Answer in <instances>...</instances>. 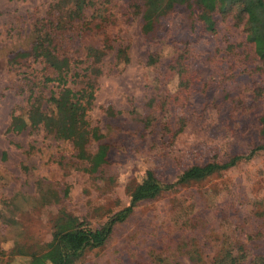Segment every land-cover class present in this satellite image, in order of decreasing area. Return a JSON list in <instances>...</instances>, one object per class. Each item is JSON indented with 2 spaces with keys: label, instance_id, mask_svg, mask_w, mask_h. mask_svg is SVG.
I'll use <instances>...</instances> for the list:
<instances>
[{
  "label": "rangeland",
  "instance_id": "rangeland-1",
  "mask_svg": "<svg viewBox=\"0 0 264 264\" xmlns=\"http://www.w3.org/2000/svg\"><path fill=\"white\" fill-rule=\"evenodd\" d=\"M76 1L0 0V264H45L31 260L57 227L76 218L100 228L128 208L147 171L173 183L191 166L264 144V74L239 8L215 12L209 33L187 0L144 35L143 0H83V18L72 20ZM47 22L64 57L84 61L87 46L107 53L87 113L102 135L88 152L108 146L93 174L70 142L7 132L27 109L28 81L44 75L40 60L22 54L34 25ZM225 251L264 264V152L139 202L77 264H212Z\"/></svg>",
  "mask_w": 264,
  "mask_h": 264
},
{
  "label": "trees",
  "instance_id": "trees-1",
  "mask_svg": "<svg viewBox=\"0 0 264 264\" xmlns=\"http://www.w3.org/2000/svg\"><path fill=\"white\" fill-rule=\"evenodd\" d=\"M194 2L201 11L199 19L209 33L215 32V12L224 14L235 7L239 8L238 12L246 17L245 41L253 46L254 55L259 62L255 70L264 74V0ZM186 3L187 0H143V34H152L163 16L176 5ZM75 6L70 18L81 20L84 15V1H76ZM47 23L34 25L31 48L29 52L22 54L24 57L40 60L44 65V75L28 81L27 109L11 116L7 132L17 134L43 130L56 140L70 142L76 152V158L87 164L85 171L93 174L106 163L108 146L100 143L94 154L88 152L89 143L99 142L102 135L97 128L90 127L87 113L94 103L96 82L102 73L101 63L107 53L104 48L87 46L84 49V61L64 57L55 44V33L51 28L53 25ZM261 126V132L264 134V119L261 120ZM259 152H264V144L254 147L248 154L233 156L222 164L208 162L191 166L184 170L175 182L168 184L160 182L151 171H147L138 190L129 199L126 210L111 216L97 229L76 218H67L66 223L57 227L52 234L46 252L40 257L33 256L31 261L41 260L45 264H77L85 251L102 247L112 234L114 226L124 222L139 202L155 199L178 185L206 180L216 173L235 167L240 162L251 160ZM244 260L245 255L242 253L225 251L212 264H243Z\"/></svg>",
  "mask_w": 264,
  "mask_h": 264
}]
</instances>
